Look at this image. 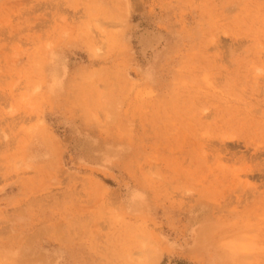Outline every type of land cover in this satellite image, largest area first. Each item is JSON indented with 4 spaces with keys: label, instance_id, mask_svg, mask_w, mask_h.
<instances>
[{
    "label": "rangeland",
    "instance_id": "obj_1",
    "mask_svg": "<svg viewBox=\"0 0 264 264\" xmlns=\"http://www.w3.org/2000/svg\"><path fill=\"white\" fill-rule=\"evenodd\" d=\"M0 264H264V0H0Z\"/></svg>",
    "mask_w": 264,
    "mask_h": 264
}]
</instances>
